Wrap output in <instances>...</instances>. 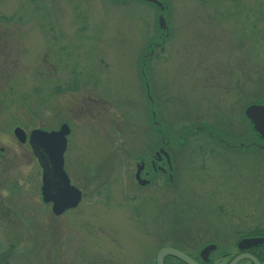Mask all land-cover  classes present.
Wrapping results in <instances>:
<instances>
[{
	"label": "rangeland",
	"instance_id": "1",
	"mask_svg": "<svg viewBox=\"0 0 264 264\" xmlns=\"http://www.w3.org/2000/svg\"><path fill=\"white\" fill-rule=\"evenodd\" d=\"M159 1L169 38L150 50L152 4L0 0V264H144L161 242L144 232L180 212L178 201L195 204L186 213H217L222 197L239 213L264 210L263 158L227 152L195 129L254 135L242 109L264 103V0ZM146 76L161 130L185 143L168 148L178 184L169 191L158 175L153 185L134 179L138 157L159 143ZM61 123L63 169L81 196L55 215L13 128L27 136Z\"/></svg>",
	"mask_w": 264,
	"mask_h": 264
},
{
	"label": "flooded vegetation",
	"instance_id": "2",
	"mask_svg": "<svg viewBox=\"0 0 264 264\" xmlns=\"http://www.w3.org/2000/svg\"><path fill=\"white\" fill-rule=\"evenodd\" d=\"M136 1L152 4L156 7V27L158 28L157 17L159 8L155 4L144 0ZM164 4L167 7L166 3ZM157 30L156 36L149 43L150 50L151 48L160 47L169 38L168 26L164 30L159 28ZM151 56L152 53H147L143 58L145 60V58H150ZM146 66L149 69L147 64ZM146 79L144 81L142 78L148 101L146 113L151 125L154 127L156 109L154 103L150 104L147 95L149 93L147 76ZM149 96L151 97L150 94ZM248 104L242 109V116L247 124V130H249L250 124L244 115V108ZM156 123L159 122L156 121ZM203 127L206 128L205 126ZM202 130L205 132V137L209 138L215 146L225 149L227 152L230 150L244 154L254 153L261 156L260 158H263L262 160L264 161L263 137L257 134L251 135L247 132V134H244L245 136L235 140L205 129ZM157 136L158 145L154 148L152 147L147 155L138 157L135 162L136 165L137 162L141 164L139 177L148 180V182L143 185L136 183L140 186L153 185L154 179L158 175L162 178V188L169 191L177 183L173 181L174 156L168 148L172 144L181 149L185 146V143H177L175 139H172L173 143H169L171 138L165 133L162 137L157 133ZM159 148H162V152L159 151ZM164 153L168 159H166ZM262 173L264 172L260 171L259 175L255 173L258 176H256L257 180L262 179ZM259 182V186L264 185L263 181ZM228 189L230 188H227V191ZM227 199L222 197L213 203L215 205L219 204L217 213H186L189 210L188 206H195V204L190 202V200L178 201L180 212L161 219V229H150L144 232V237L149 239L148 243H151L156 236L157 241L161 239V242L155 248L153 247V250L155 249L154 255L149 256L144 264H264V210L259 209L257 213H254L253 205H246L249 209L239 213L236 212L233 206L228 209ZM201 201L206 204L210 199L206 197L201 199ZM162 248L174 249L179 253V256L168 253L161 255L159 261H157L158 251Z\"/></svg>",
	"mask_w": 264,
	"mask_h": 264
},
{
	"label": "water",
	"instance_id": "3",
	"mask_svg": "<svg viewBox=\"0 0 264 264\" xmlns=\"http://www.w3.org/2000/svg\"><path fill=\"white\" fill-rule=\"evenodd\" d=\"M155 4L159 8L157 25L159 29H166L164 12L165 4L159 0H144ZM149 97L150 104L153 99ZM244 115L249 121L254 134L264 138V103L252 102L244 108ZM155 117V115H154ZM156 120V119H155ZM196 130L204 129L203 126L195 127ZM154 130L164 135L160 123L154 122ZM69 133V127L66 123H61L55 130L32 129L26 136L25 132L18 126L13 128L14 137L21 143L27 141L31 152L40 166V194L43 202H50L51 211L58 215L66 209L74 207L81 196L77 187L69 182V178L63 169V153L66 147V135ZM162 152V148H159ZM166 159L167 155L164 153ZM141 164L136 165L134 173L135 181L138 184H145L148 180L139 177ZM173 253L179 256V253L170 248H162L158 251L157 261L161 255Z\"/></svg>",
	"mask_w": 264,
	"mask_h": 264
}]
</instances>
